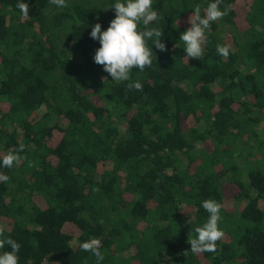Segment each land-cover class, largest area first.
Listing matches in <instances>:
<instances>
[{"label": "trees", "instance_id": "1", "mask_svg": "<svg viewBox=\"0 0 264 264\" xmlns=\"http://www.w3.org/2000/svg\"><path fill=\"white\" fill-rule=\"evenodd\" d=\"M115 2L0 0V173L10 177L0 224L19 264H97L79 247L91 238L100 264H264V0H223L231 11L206 32L201 60L180 35L214 0H153L149 27L167 51L149 41L152 66L124 82L94 62L90 36L108 28ZM137 80L142 90H129ZM21 143L20 164L3 167ZM206 199L222 204L225 235L215 252L193 253L187 218L202 226Z\"/></svg>", "mask_w": 264, "mask_h": 264}, {"label": "clouds", "instance_id": "2", "mask_svg": "<svg viewBox=\"0 0 264 264\" xmlns=\"http://www.w3.org/2000/svg\"><path fill=\"white\" fill-rule=\"evenodd\" d=\"M49 3L57 7H67V0H49ZM222 3L223 0H214L209 3L203 15L200 5L194 7V12L188 19L191 27L180 35L188 58L199 60L203 58L207 43L206 32L210 30L213 22L223 19L231 11V5H226L221 10ZM17 8L25 19L29 18L28 3L18 2ZM110 8H114L115 18L110 21L108 28L102 30L100 23L92 26L90 36L100 43L93 59L96 64L103 66L112 80L130 81V74L134 68L143 72L146 67L152 66L154 52L149 46V41L159 51H167L166 44L162 42L163 31L157 27H149L152 22L158 21L160 16L153 9V0H116ZM230 49V45L217 44L216 46L217 53L225 58L229 56ZM127 87L129 90L139 91L142 90L143 85L137 80L128 83ZM24 148L25 145L21 143L16 151H9L4 155L2 166L13 168L19 165L23 159L19 153L23 152ZM9 180L8 175L0 173V182L6 183ZM202 207L208 213V219L202 226L195 228L196 237L188 240L193 253L215 252L217 242L225 235L219 227L222 219V204L215 199H206L202 202ZM4 233L5 227L0 224V249H3L5 245L11 249L0 253V264H19L20 245L14 239L5 237ZM79 247L82 251L91 252L96 257L97 264L103 261L104 255L100 251L99 239L91 238L81 243Z\"/></svg>", "mask_w": 264, "mask_h": 264}, {"label": "rangeland", "instance_id": "3", "mask_svg": "<svg viewBox=\"0 0 264 264\" xmlns=\"http://www.w3.org/2000/svg\"><path fill=\"white\" fill-rule=\"evenodd\" d=\"M254 115H256V114H254ZM259 127H260V129H263L264 128V124L262 123L261 125H259ZM197 146L199 148L204 147V145L202 143H197ZM186 167H187V160H184L183 163L181 164V169H184ZM17 196L22 199V201H23V203L25 205V210L28 211V213L30 214L32 212V210H31L32 203L29 202V200L26 198L28 196V193H26V192L19 193ZM260 205H261L262 209H264V199L261 200ZM231 206H233L235 208L237 207L239 209L238 204L236 202H232ZM187 219H188V221H191L194 226L199 227V225L197 224L196 220L194 219V216H192V217L190 216ZM186 248H189V243L188 242L186 244Z\"/></svg>", "mask_w": 264, "mask_h": 264}]
</instances>
